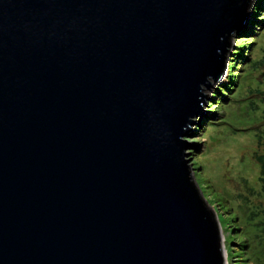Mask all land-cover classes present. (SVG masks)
<instances>
[{"label":"water","instance_id":"obj_1","mask_svg":"<svg viewBox=\"0 0 264 264\" xmlns=\"http://www.w3.org/2000/svg\"><path fill=\"white\" fill-rule=\"evenodd\" d=\"M250 0H0V264H222L185 159Z\"/></svg>","mask_w":264,"mask_h":264},{"label":"rangeland","instance_id":"obj_2","mask_svg":"<svg viewBox=\"0 0 264 264\" xmlns=\"http://www.w3.org/2000/svg\"><path fill=\"white\" fill-rule=\"evenodd\" d=\"M248 11L229 37L220 78L203 88L202 113L183 138L195 186L221 226L222 264H264V199L253 160L264 136V0H250Z\"/></svg>","mask_w":264,"mask_h":264},{"label":"trees","instance_id":"obj_3","mask_svg":"<svg viewBox=\"0 0 264 264\" xmlns=\"http://www.w3.org/2000/svg\"><path fill=\"white\" fill-rule=\"evenodd\" d=\"M259 102H260V105H261V110H262L263 115H264V94L260 98ZM261 119H262V123L260 125H261L262 129L264 130V116ZM256 143H257V147H258L257 148L258 152H256L253 155V160L256 163L257 169H258L257 181H258V184H259V195L264 199V136H258ZM212 216H213V214H212ZM217 221H218V219H217ZM263 224H264V221H263ZM219 227L221 228L220 224H219ZM226 228L229 229L230 226L227 224L224 229H226ZM263 231H264V228H263ZM236 238L238 239V241H237V246H238L240 243L243 242V241L241 242V240H239V239L242 238V236L240 237V234H239V235L236 236ZM228 239H229V237H228ZM224 241H225V239L223 240V242ZM263 242H264V237H263ZM237 259L238 258L235 257L236 261H238Z\"/></svg>","mask_w":264,"mask_h":264},{"label":"clouds","instance_id":"obj_4","mask_svg":"<svg viewBox=\"0 0 264 264\" xmlns=\"http://www.w3.org/2000/svg\"><path fill=\"white\" fill-rule=\"evenodd\" d=\"M247 11H248V8H247ZM247 11H246V16H247ZM249 12V11H248ZM246 19V18H245ZM245 21V20H244ZM200 194V193H199ZM201 196V195H200ZM202 198V197H201ZM204 201V200H203ZM205 204V203H204ZM206 206V205H205ZM209 210V209H208ZM210 211V210H209ZM211 212V211H210ZM214 213V212H213ZM213 213H211V214H213ZM213 218L215 219V222H216V224H217V227H219V223H218V221H217V218L215 217V215L213 214ZM218 231H219V228H218ZM220 236V235H219ZM221 239V238H220ZM221 249H222V247H221ZM224 253H225V250H224Z\"/></svg>","mask_w":264,"mask_h":264},{"label":"bare ground","instance_id":"obj_5","mask_svg":"<svg viewBox=\"0 0 264 264\" xmlns=\"http://www.w3.org/2000/svg\"><path fill=\"white\" fill-rule=\"evenodd\" d=\"M209 85V84H208ZM210 86V85H209Z\"/></svg>","mask_w":264,"mask_h":264}]
</instances>
